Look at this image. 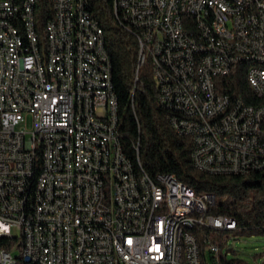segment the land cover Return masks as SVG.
Listing matches in <instances>:
<instances>
[{
	"label": "built area",
	"instance_id": "2783aa9c",
	"mask_svg": "<svg viewBox=\"0 0 264 264\" xmlns=\"http://www.w3.org/2000/svg\"><path fill=\"white\" fill-rule=\"evenodd\" d=\"M209 1L210 9L199 8V0L113 6L138 41V68L151 65L173 131L192 138L193 164L206 174L264 171V128L257 126L264 71L253 70V60L264 59V0L261 10L252 0ZM51 3L43 45L35 0H0V264H216L221 237L207 235L200 247L184 230V244L173 246V233L190 222L221 235L234 219L208 213L215 197L197 195L172 174L133 172L119 137L111 61L89 2ZM175 9H189L194 36L177 30ZM203 20L212 21V35L203 32ZM203 36H215V47ZM217 38H229L230 49L219 48ZM187 44L197 48V70H189ZM232 63L246 66L248 88L259 97L251 111L208 90V77L218 82ZM250 139L261 141V151ZM27 167L37 168L33 184H25ZM24 190L31 199H22ZM183 203L204 206V215H187Z\"/></svg>",
	"mask_w": 264,
	"mask_h": 264
},
{
	"label": "trees",
	"instance_id": "16d2710c",
	"mask_svg": "<svg viewBox=\"0 0 264 264\" xmlns=\"http://www.w3.org/2000/svg\"><path fill=\"white\" fill-rule=\"evenodd\" d=\"M91 16L103 33L104 47L111 61V76L118 99L119 137L124 153L135 168L151 179L159 174H172L190 186L197 195L211 194L215 204L208 209L214 216L234 219L225 222L224 231L239 236H264V171L246 175L206 174L193 164V141L178 136L172 129L170 113L159 105L158 88L147 60L138 68L139 44L135 35L119 24L113 0H88ZM54 17L51 0H35L34 23L40 44L45 43V25ZM244 64L234 66L220 79L217 91L241 96L245 104L257 101L248 88ZM137 77V79H135ZM37 176V169L34 172ZM33 177V181H34ZM234 229V230H233ZM197 243L211 230L191 229ZM220 264H237L220 257Z\"/></svg>",
	"mask_w": 264,
	"mask_h": 264
},
{
	"label": "bare ground",
	"instance_id": "6f19581e",
	"mask_svg": "<svg viewBox=\"0 0 264 264\" xmlns=\"http://www.w3.org/2000/svg\"><path fill=\"white\" fill-rule=\"evenodd\" d=\"M174 6L183 7V0H174ZM252 7L253 10H261V0H252ZM199 8L210 9V1L199 0ZM115 16L123 18V11H115ZM93 20L96 21L94 18ZM172 22H174L177 30H181V33H184L185 36H194V22L192 20V17H190L189 9H175V11H172ZM159 26H166V19H159ZM97 27H99L98 23ZM203 32H205V35H212L211 20H203ZM100 39L103 40V33L101 28ZM203 44L208 47H215V36H203ZM217 46L222 49H230L231 40H229V38H217ZM261 54L264 55V29L263 40H261ZM186 58H188L189 70H197L198 54L197 48H194V44H187ZM238 64L241 63H232V68ZM253 70L264 71V59L253 60ZM217 85L218 83L216 77H208V90H210V93L218 92ZM252 94L257 101L256 105H259V97H257L256 93ZM236 102H238L239 108H241L242 111H251V105L245 104L241 96L236 97ZM257 126L258 128H264V108H261V117H258L257 119ZM250 148H252L253 151H261V141H259V139H250ZM191 158L193 161V154H191ZM195 166L197 169L202 171V166ZM36 169V167H27V170H25V184H33L34 182H36V178L33 175ZM260 169H264V161H260ZM133 172H139L135 168L134 164ZM22 199H31V190H24V192H22ZM183 212H186L187 215H204V206H198L194 203H183ZM224 224L225 223H223V228ZM192 228L193 223L179 222L177 231H174L173 233V246H182V244H184V230H191ZM219 262L220 254L216 255V264H220ZM34 264H43V261L42 259H34Z\"/></svg>",
	"mask_w": 264,
	"mask_h": 264
},
{
	"label": "rangeland",
	"instance_id": "374dc122",
	"mask_svg": "<svg viewBox=\"0 0 264 264\" xmlns=\"http://www.w3.org/2000/svg\"><path fill=\"white\" fill-rule=\"evenodd\" d=\"M210 239L224 240L223 254L220 257L237 264H264V236H239L232 231H224L221 235L211 230Z\"/></svg>",
	"mask_w": 264,
	"mask_h": 264
}]
</instances>
